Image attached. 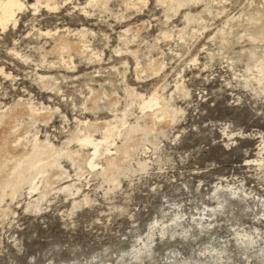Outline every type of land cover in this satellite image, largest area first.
I'll use <instances>...</instances> for the list:
<instances>
[{
    "label": "rangeland",
    "instance_id": "374dc122",
    "mask_svg": "<svg viewBox=\"0 0 264 264\" xmlns=\"http://www.w3.org/2000/svg\"><path fill=\"white\" fill-rule=\"evenodd\" d=\"M130 6L0 30V119L30 146L0 157V264H264V0ZM84 26L68 67L46 54L40 30Z\"/></svg>",
    "mask_w": 264,
    "mask_h": 264
},
{
    "label": "bare ground",
    "instance_id": "6f19581e",
    "mask_svg": "<svg viewBox=\"0 0 264 264\" xmlns=\"http://www.w3.org/2000/svg\"><path fill=\"white\" fill-rule=\"evenodd\" d=\"M113 1H118V0H86L85 3H80V0H0V30L2 32L6 33V31H8L11 27H13V29L16 28L19 25V21H20L19 16L26 13L27 11H33L34 14H36L38 12H42V11L59 14L62 12V10H64L69 5H72L73 10H75L76 12H79V16H83L87 20L95 19V17H97V16L101 17L102 12H110L111 14H115L116 12L112 9V2ZM121 1L128 4L129 6L133 5L135 8V1L142 2L143 0H121ZM159 1H161L162 4L165 6V11H166V10H169L172 7H174L176 4H178V5L182 4V2L184 0H159ZM187 1L189 2V0H187ZM130 7L127 9V11H130V9L132 10V8H130ZM120 17L124 18L125 14L123 13ZM126 18H127V16H126ZM126 18H124V19H126ZM118 21H119V19H118ZM199 21H200V19H199ZM141 27H142V25L141 26H134L133 25V26L125 29L123 31V34L121 33L122 34L121 36L123 37V35H125V38L127 41L129 40V35H131V37H133V38H136V37L141 38V36H139V32L141 30ZM252 29H254V28H252ZM40 32H41L40 34L46 38V42L52 44V48L49 49L48 51H46L47 52L46 54L51 55L52 57H58V58H60V60H63L64 63H66L68 61L70 63H73L74 56L78 57L77 55L80 56V54H84L85 52H87V49L89 47V46H87L88 44L86 45V40H85V38H86L85 36L87 35L86 34L87 30L85 29V26L83 28L78 29V30H71L70 28H64L63 27V29L57 28L54 31H51V30L42 31V30H40ZM118 36H119V34H118ZM262 36H264V23L261 25H258L255 28V30L250 33L251 39H254V40L260 39ZM87 43H89V42H87ZM118 47L119 46H117V48ZM124 48H125V46H124ZM122 49H121L120 53H122ZM12 50H13V53H15V55H17V56L22 55L20 51H18L16 49H12ZM94 54L95 53H93V55ZM66 57L68 58V61H65ZM67 58H66V60H67ZM63 65H65V64H63ZM66 65H67V63H66ZM153 65H154V63H153ZM67 67H68V65H67ZM151 67H153V66L151 65ZM153 70H154V68H153ZM0 73L3 75L10 76V74H8L7 72L4 71L3 67H0ZM182 81H180V83H182ZM176 85H177L176 89L179 90L181 88V85H178V84H176ZM183 85H184V83H183ZM184 88H185V86H184ZM156 93L158 94V92H156ZM169 93H171V92H169ZM159 96L160 95H157V98H156L158 109H157V112L155 114H157L160 111L162 112V110H164L165 107L167 108V104H168L167 102H164V105H162L163 104L161 102L162 98L160 100ZM164 96H166V95L164 94ZM164 96H162V97H164ZM172 96H173V94H172ZM90 101H92V100L90 99ZM22 110H23V108H22ZM154 110L156 111V109H153V111ZM19 111L20 110H17V107H16V109L10 110V115H8V116L4 115L0 119V157H2L4 159L5 163H8V164H11L14 166L16 164L18 166V163L21 162V160L23 159V157L26 153L25 151L30 149L29 148L30 146L27 143H23V138L18 133V123H17V119H16L15 115ZM23 111H25V110H23ZM39 111H42V110H38V112ZM40 114H41L40 116L42 119H44V120L49 119V116H50L49 112L47 113L45 111H42ZM152 115H154V113H152ZM168 116H166V118ZM150 121H152V120H150ZM166 121H167V119H166ZM153 123H152V125H153ZM134 137H137V136H134ZM97 151H98V149H97ZM108 153L111 154V150H108ZM116 162H117V160H116ZM30 163H32V162H30ZM5 173L7 174V171Z\"/></svg>",
    "mask_w": 264,
    "mask_h": 264
}]
</instances>
